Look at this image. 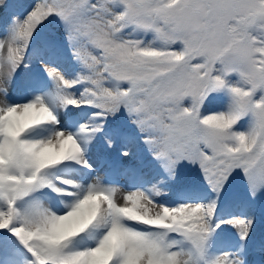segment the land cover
I'll list each match as a JSON object with an SVG mask.
<instances>
[{"label":"snow or ice","instance_id":"snow-or-ice-1","mask_svg":"<svg viewBox=\"0 0 264 264\" xmlns=\"http://www.w3.org/2000/svg\"><path fill=\"white\" fill-rule=\"evenodd\" d=\"M261 202L264 0H0V264H251Z\"/></svg>","mask_w":264,"mask_h":264},{"label":"rangeland","instance_id":"rangeland-1","mask_svg":"<svg viewBox=\"0 0 264 264\" xmlns=\"http://www.w3.org/2000/svg\"><path fill=\"white\" fill-rule=\"evenodd\" d=\"M15 10L17 8L15 7ZM198 173L195 170H189V169H182L180 173L179 180L177 182V187H181L185 182L189 181L190 179H195L197 177ZM179 194L178 191L170 192L168 195L170 197L177 196ZM232 193H230L231 195ZM227 196H225V200ZM206 198V197H205ZM264 206V202H261L259 205L256 206L255 208V213H256V227L254 231V235L257 238H260L261 236H264V209L261 210V207ZM226 210H234L239 211L238 208L235 207H225ZM264 208V207H263ZM229 213V212H228ZM233 213V212H232ZM227 214V211L225 212ZM255 264H264V260H262L259 256L258 259L256 260Z\"/></svg>","mask_w":264,"mask_h":264},{"label":"bare ground","instance_id":"bare-ground-1","mask_svg":"<svg viewBox=\"0 0 264 264\" xmlns=\"http://www.w3.org/2000/svg\"><path fill=\"white\" fill-rule=\"evenodd\" d=\"M15 4L13 5V7L10 9V10H15ZM227 211V213L229 212V213H234L235 211L234 210H231V211H229V210H225V209H222V213H225ZM251 259L253 260V259H255V256L253 255V257H251Z\"/></svg>","mask_w":264,"mask_h":264}]
</instances>
